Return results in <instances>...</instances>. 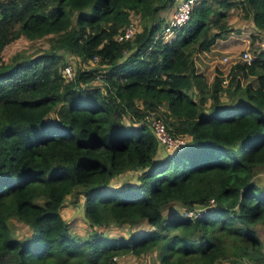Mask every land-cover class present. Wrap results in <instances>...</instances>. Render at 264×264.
<instances>
[{"label": "trees", "instance_id": "16d2710c", "mask_svg": "<svg viewBox=\"0 0 264 264\" xmlns=\"http://www.w3.org/2000/svg\"><path fill=\"white\" fill-rule=\"evenodd\" d=\"M175 1L0 0V264H116L153 251L155 264H264V187L254 180L264 44L211 73L195 57L228 36L233 8L264 36V0H197L164 39L160 11ZM134 18L132 37L118 40ZM20 36L47 46L3 58ZM151 112L185 137L182 149L164 152ZM129 172L134 180L114 182ZM69 194L83 199L84 234L62 213ZM211 198L205 214L184 216ZM121 225L130 229L108 233Z\"/></svg>", "mask_w": 264, "mask_h": 264}, {"label": "rangeland", "instance_id": "374dc122", "mask_svg": "<svg viewBox=\"0 0 264 264\" xmlns=\"http://www.w3.org/2000/svg\"><path fill=\"white\" fill-rule=\"evenodd\" d=\"M137 21L136 18L132 19ZM227 23L233 28L225 39L218 40L213 47L206 52L196 54V61L198 68L205 72L211 73L212 68L217 65L223 70L228 68L230 61L239 59L244 50L248 51L249 55L253 58L259 50L262 49L264 44V36L252 24L249 18H244L240 9L233 8L229 11ZM173 34L164 36V39H169ZM47 46L44 38L28 39L20 36L18 39L6 45L3 49V58L7 59L12 53L18 50H26L31 53H38ZM224 56H228L223 60ZM68 63L75 68L76 61L70 54L66 57ZM213 66V67H212ZM226 96L222 95V101L227 103ZM164 152H168L163 149ZM173 152V151H171ZM134 180L133 172L126 173L115 179L114 182L121 183L124 181ZM256 183L264 187V167H260L254 177ZM178 211L180 209L176 208ZM182 211V210H181ZM62 213L66 220L70 223L72 230L79 234H84L87 228V222L83 216V199L82 197L73 198L70 194L66 196L65 202L62 207ZM168 215V212H167ZM134 228V227H132ZM18 234L23 235L29 231L21 223H16ZM130 229L128 225L110 226L107 231L111 235L125 234ZM259 236L264 240L263 229H259ZM116 264H155L156 254L150 252L148 254L136 256L132 254L118 255L115 258ZM217 264H228L226 261Z\"/></svg>", "mask_w": 264, "mask_h": 264}, {"label": "built area", "instance_id": "2783aa9c", "mask_svg": "<svg viewBox=\"0 0 264 264\" xmlns=\"http://www.w3.org/2000/svg\"><path fill=\"white\" fill-rule=\"evenodd\" d=\"M196 1L197 0H179L177 2L170 16L164 19V22L162 24V32L165 37L166 35L173 34L176 28L180 27L185 21L189 19L192 6ZM135 23V20H131L128 24L123 26V28L117 34V39H130L134 34L135 30L137 29V25ZM227 58L228 56H224L223 60ZM239 58L247 61L252 59V57L246 50L242 52ZM97 59L98 57L94 56L91 62L96 61ZM62 73L65 74L67 77H71L73 75V67L69 63L66 64L62 68ZM145 118L149 123L152 133L154 134L159 145L163 149L167 150L168 152H171L177 149H182L185 146V137L180 135H172L168 131L167 126L161 116L151 112L145 115ZM209 202L210 203L207 206H198L195 208L183 210L184 216L191 218L202 216L207 212L209 208L213 206V198H211Z\"/></svg>", "mask_w": 264, "mask_h": 264}, {"label": "crops", "instance_id": "0c3cea01", "mask_svg": "<svg viewBox=\"0 0 264 264\" xmlns=\"http://www.w3.org/2000/svg\"><path fill=\"white\" fill-rule=\"evenodd\" d=\"M178 1H179V0H176L175 3H174V5H173L172 7H169V8H167V9H163V10H161V11H160V15H161L164 19H166L167 17H169L170 14L172 13L174 7L176 6V4H177Z\"/></svg>", "mask_w": 264, "mask_h": 264}]
</instances>
